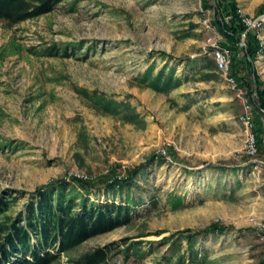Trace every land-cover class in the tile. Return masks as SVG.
<instances>
[{
  "label": "rangeland",
  "instance_id": "1",
  "mask_svg": "<svg viewBox=\"0 0 264 264\" xmlns=\"http://www.w3.org/2000/svg\"><path fill=\"white\" fill-rule=\"evenodd\" d=\"M234 1L258 32L252 77L264 81V0ZM216 18L203 0H62L34 19L0 20V196L19 197L9 214L54 179L124 177L141 166L132 185L89 195L136 199L133 221L76 254L129 239L142 256L122 247L113 263L167 264L188 255L181 231L216 222L223 232L198 236L205 264H264V152L244 88L204 67L225 41ZM150 67H174L181 85L146 86L139 77ZM80 89L129 101L137 116L103 113Z\"/></svg>",
  "mask_w": 264,
  "mask_h": 264
},
{
  "label": "trees",
  "instance_id": "2",
  "mask_svg": "<svg viewBox=\"0 0 264 264\" xmlns=\"http://www.w3.org/2000/svg\"><path fill=\"white\" fill-rule=\"evenodd\" d=\"M60 1L0 0V20L15 25L34 19L49 13ZM203 7L216 9L217 18L214 22L222 36H225L222 46L232 52L228 74L235 79L239 88H244L248 96V104L254 115L250 123L256 137V148L264 152V124L261 121L264 117V81L257 73L256 80L253 79V64L250 60L256 58L261 48L258 32L245 21L247 16L240 12L234 0H216L215 5L203 0ZM243 34L246 35L245 46L240 45ZM239 48L244 51L243 55L238 52ZM207 58L205 69H219L213 57ZM153 70L154 67L146 70L139 81L161 92H167L182 83L180 77L175 75L174 67L169 71L163 67L157 73ZM255 82L258 88L254 97ZM79 93L103 113L114 114L122 119L137 116L129 101L107 97L97 91L90 93L85 89H80ZM140 170L141 166L128 169L124 177L111 173L100 175L97 179L77 176L54 179L30 192L25 208L16 215L9 212L19 197L7 193L1 195L0 264H116L113 263V257L123 251L122 247H126L124 257H127L129 250L142 256L139 253L142 249L140 243H128L129 239L115 240L76 254L84 241L127 225L134 219L132 210L136 199L131 198L126 203L115 199L98 201L89 195L93 191H115L123 189L126 184L132 185ZM177 199L181 201L182 198ZM224 230L225 227L215 222L200 230L181 231V239L189 241L188 255L167 258V264H205V255H200L196 248L198 236ZM172 241L174 244L179 242L176 239ZM62 255L68 257L66 263L62 262Z\"/></svg>",
  "mask_w": 264,
  "mask_h": 264
},
{
  "label": "built area",
  "instance_id": "3",
  "mask_svg": "<svg viewBox=\"0 0 264 264\" xmlns=\"http://www.w3.org/2000/svg\"><path fill=\"white\" fill-rule=\"evenodd\" d=\"M245 21H247V18H245ZM213 51H214V59L219 69L225 71L229 77V80H231L234 86H237V82L235 81V79H233L228 74L229 68H230L231 57H232L231 50H229V48L226 46L217 45L216 47H214ZM248 123H249V120H248ZM252 147H253V144H252Z\"/></svg>",
  "mask_w": 264,
  "mask_h": 264
},
{
  "label": "water",
  "instance_id": "4",
  "mask_svg": "<svg viewBox=\"0 0 264 264\" xmlns=\"http://www.w3.org/2000/svg\"><path fill=\"white\" fill-rule=\"evenodd\" d=\"M251 59V58H250Z\"/></svg>",
  "mask_w": 264,
  "mask_h": 264
}]
</instances>
